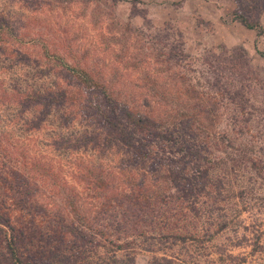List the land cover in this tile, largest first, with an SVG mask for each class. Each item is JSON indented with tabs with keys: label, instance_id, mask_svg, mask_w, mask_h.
I'll list each match as a JSON object with an SVG mask.
<instances>
[{
	"label": "rangeland",
	"instance_id": "obj_1",
	"mask_svg": "<svg viewBox=\"0 0 264 264\" xmlns=\"http://www.w3.org/2000/svg\"><path fill=\"white\" fill-rule=\"evenodd\" d=\"M117 1L0 0V26L10 29L5 32L12 34L3 44L0 42V213L3 217L12 214L13 223L38 236L37 246L43 242L48 228L37 221L45 224L48 219L42 218L31 196L35 195L36 202L48 205L54 214L63 208L59 196L64 186L58 184L64 182L63 174H57L59 170L66 166L68 186L75 183L69 169L74 160L64 157L60 145L61 113L54 107L45 112V104L27 102L29 94L44 97L42 102H46L45 94L52 81H69L63 68L46 59V50L71 66L75 62L89 64L95 78L106 83L113 81L115 92L124 93L126 84H130L126 90H132V85L147 75L158 76L166 83L181 74L187 79L189 90L194 87L200 94L205 88L198 83L205 87V78L209 76L205 58L241 48L255 69L256 80L252 85L257 89V98L261 95L264 99V0ZM236 13L260 22L262 34L238 22ZM30 25L31 31L25 28ZM168 26L172 27L174 46L190 56L179 65L172 62L170 68L155 61L161 48L156 43L157 37ZM39 30L41 34L37 35ZM15 38L19 41H14ZM13 49H17L14 54ZM72 49L76 59L72 58ZM132 62L139 64L133 66ZM192 67L197 72H190ZM142 88L144 93H153L152 88ZM245 125V135L241 137L238 131L232 132L234 127L228 121H221L216 131L229 133L235 148L248 142L251 136L261 135L257 147L263 151L264 120L254 117L250 125ZM183 129L180 128L177 136L188 139L193 148L195 143L204 142L197 132L184 134ZM200 146L206 148L202 152L205 156L208 149L203 144ZM213 151L215 156H223L216 154V149ZM35 158L44 164L46 172L50 168L51 174L36 173L30 166L26 167ZM183 163L189 164L185 183L177 184L173 190L176 193L178 186L186 188L190 195L181 206L165 209L173 214V223L179 225L174 232L192 237L187 243L178 242L170 248L156 244L151 251L144 239L134 238L131 252L136 264H150L154 258L163 257L177 264H264V180L258 179L251 169H243L246 195L242 200L233 197V193L215 189L213 184L219 171L214 169L208 176L199 175L193 160ZM153 164L157 167V163ZM50 184L56 185L59 193L54 194ZM238 189L233 192L237 194ZM109 248L108 251L114 249ZM94 251L104 255L107 249L102 246ZM117 254L124 258V251Z\"/></svg>",
	"mask_w": 264,
	"mask_h": 264
},
{
	"label": "trees",
	"instance_id": "obj_2",
	"mask_svg": "<svg viewBox=\"0 0 264 264\" xmlns=\"http://www.w3.org/2000/svg\"><path fill=\"white\" fill-rule=\"evenodd\" d=\"M235 19L262 34L260 22L240 13H236ZM25 28L30 30L31 25ZM6 29L0 26L1 44L12 36ZM171 29L168 26L161 31L165 33L159 32L156 42L161 48L155 61L168 68L172 62L179 65L190 59L183 49L174 46ZM71 55L77 58L73 49ZM45 57L63 68L69 81H52L45 94L46 102H42L44 97L30 94L27 102L43 103L45 112L54 107L61 113L60 145L64 157L74 160L69 169L75 183L68 186L66 166L59 170L57 174H63L64 182L58 184L64 186L59 196L63 208L55 215L48 205L31 196L42 218L48 219L45 224L37 221L48 227L40 246L36 245L38 236L13 223L12 214L3 217L0 213V264H136L131 252L134 238L144 239L148 251L154 250L156 244L170 248L178 242L187 243L192 236L174 232L179 225L173 223V214L165 209L181 206L190 195L186 188L178 186L176 193L173 190L177 184L185 183L189 164L183 162L187 160L197 164L199 175L219 171L213 184L215 189L233 193V197L242 200L246 195L243 169H251L258 179L264 180V150L257 147L261 135L251 136L235 148L229 133L216 131L221 121H228L234 127L232 132L238 131L241 137L245 135V124L250 125L254 117L264 120V99L261 95L257 98L255 69L244 49L224 50L205 58L209 76L205 78V87L198 83L205 88L200 94L194 87L189 90L187 79L181 74L165 83L148 73L132 85V90L127 91L130 84H126L124 93L115 92L113 81L106 83L95 78L89 64L75 62L71 66L48 50ZM131 64L138 66L139 62ZM192 68L190 72H197ZM142 87L152 88L153 93H144ZM75 127V131L69 132ZM183 127L184 134L197 132L198 137H203L204 142H197L194 147L206 146L205 156L202 152L206 148L195 149L188 139L177 136ZM227 148L234 152H227ZM214 149L223 156H215ZM25 165L36 173L51 174V169L46 172L36 158ZM55 180L59 181L57 177ZM50 188L54 194L59 193L56 185L50 184ZM236 188L237 194L233 192ZM102 246L107 249L104 255L94 251ZM109 247L114 249L108 251ZM119 251H124V258L118 257ZM150 264L177 263L163 257L154 258Z\"/></svg>",
	"mask_w": 264,
	"mask_h": 264
}]
</instances>
